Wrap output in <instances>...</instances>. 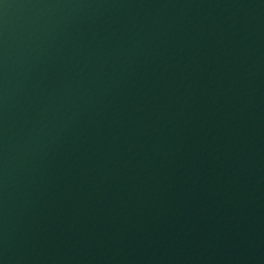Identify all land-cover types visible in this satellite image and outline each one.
I'll return each instance as SVG.
<instances>
[{
  "label": "water",
  "instance_id": "1",
  "mask_svg": "<svg viewBox=\"0 0 264 264\" xmlns=\"http://www.w3.org/2000/svg\"><path fill=\"white\" fill-rule=\"evenodd\" d=\"M0 264H264V0H0Z\"/></svg>",
  "mask_w": 264,
  "mask_h": 264
}]
</instances>
